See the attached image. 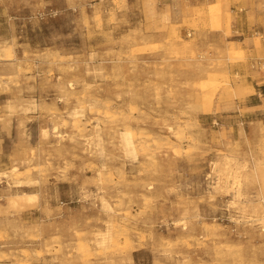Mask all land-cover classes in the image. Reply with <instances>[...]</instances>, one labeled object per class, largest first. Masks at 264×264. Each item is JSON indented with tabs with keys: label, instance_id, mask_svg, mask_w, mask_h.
Listing matches in <instances>:
<instances>
[{
	"label": "rangeland",
	"instance_id": "obj_1",
	"mask_svg": "<svg viewBox=\"0 0 264 264\" xmlns=\"http://www.w3.org/2000/svg\"><path fill=\"white\" fill-rule=\"evenodd\" d=\"M247 12L264 0H0V264H264Z\"/></svg>",
	"mask_w": 264,
	"mask_h": 264
},
{
	"label": "bare ground",
	"instance_id": "obj_2",
	"mask_svg": "<svg viewBox=\"0 0 264 264\" xmlns=\"http://www.w3.org/2000/svg\"><path fill=\"white\" fill-rule=\"evenodd\" d=\"M77 114H78V112H75L74 115H77ZM77 127L80 128V126H77ZM54 130H55V133H56L57 128H55ZM44 135H47V132H44ZM97 136H98L99 139H100V135L98 134ZM122 139H123V141H124L125 144H126V149H127L129 152H131L133 155H135L136 147H135V142L133 141V136H132V134H131L130 132H125L124 134H122ZM228 164H229V163L226 164V167H225V169H224L225 174L230 172V169H229V167H228ZM13 172H14V175H16L17 171L14 170ZM233 177H234V180H235L234 184H237V185L239 186V185H240V180H239V179H240V177H241L240 174L235 173V176H233ZM24 183H29V182L21 181L20 179L16 180V182H15V184H16L18 187H24ZM226 186H227V185L225 184V187H226ZM236 189H237V187H236ZM236 193H237L238 195L240 194V186H239L238 189L236 190ZM24 196H26V197L28 198L29 201L32 200V197H33L32 195H29V194L23 195L22 197H24ZM103 206L107 207L105 203L103 204ZM109 240H110V236H109V235H107V234H106V235H102V237L98 240V243L101 244V245H104V244H106Z\"/></svg>",
	"mask_w": 264,
	"mask_h": 264
},
{
	"label": "crops",
	"instance_id": "obj_3",
	"mask_svg": "<svg viewBox=\"0 0 264 264\" xmlns=\"http://www.w3.org/2000/svg\"><path fill=\"white\" fill-rule=\"evenodd\" d=\"M249 12H247V17L245 20L243 18H239L237 29L240 35L245 34V30L248 32H255L256 34H260L264 37V14L261 17H257L258 19L255 22H251L249 20Z\"/></svg>",
	"mask_w": 264,
	"mask_h": 264
}]
</instances>
